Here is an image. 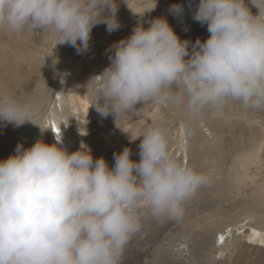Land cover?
I'll return each instance as SVG.
<instances>
[{
    "label": "clouds",
    "instance_id": "1",
    "mask_svg": "<svg viewBox=\"0 0 264 264\" xmlns=\"http://www.w3.org/2000/svg\"><path fill=\"white\" fill-rule=\"evenodd\" d=\"M188 7L207 26L206 39H181L159 16L110 46L109 64L86 83L101 116L149 103L191 119L227 101L264 111V0H198ZM117 12V0H0V29L47 32L55 45L80 53L94 26L120 28ZM169 13L181 17L184 6L173 3ZM32 114L30 97L0 93V121L19 127L34 123ZM52 130L54 143L18 142L0 160V264H121L126 242L142 227L139 209L158 222L179 220L185 201L210 179L169 151L162 121L130 139L140 138L138 161L125 146L111 166L103 156L94 159L83 141L69 152L59 129Z\"/></svg>",
    "mask_w": 264,
    "mask_h": 264
},
{
    "label": "rangeland",
    "instance_id": "2",
    "mask_svg": "<svg viewBox=\"0 0 264 264\" xmlns=\"http://www.w3.org/2000/svg\"><path fill=\"white\" fill-rule=\"evenodd\" d=\"M146 1L126 0L125 2V0H117V18L120 22V28L109 33L104 24L94 26L87 51L78 53L76 48L69 44L58 43L55 45L56 37L47 32L25 30L20 34H15L2 29H0V49L7 50L5 44L2 43L1 45L2 39L6 42V38L8 39L6 43L9 40L17 41L18 46L24 49L26 54L30 50L28 47L39 45L41 54L51 56L50 65L57 64L59 66L57 72H54V79L58 81L60 75L61 79L68 78L70 75L73 76V73L90 67L91 62L95 63L99 59L101 60L104 52L100 51L103 48H108V42L116 35L123 38L125 33H130V28L140 18L144 8H148L145 4ZM57 55H63L64 58L58 59ZM87 81L88 79H84L82 84L87 86ZM228 102L229 104L234 103V101ZM150 104H138L134 112L118 115L116 118L110 114L105 123L97 122L95 127L102 129L94 127L93 134L87 140L85 139L86 144L92 149L94 157L103 156L111 166L114 162L113 153L119 152L127 146L131 149L132 159L138 161L140 138L130 139L135 138L145 124L157 120L162 121L167 129L169 151L179 161L203 172L210 179L208 183L198 188L185 201L187 205L184 204V215L179 220L158 222L148 215L146 208L139 209L142 227L126 242L121 264H264V252L262 251L264 244L260 241L251 246H243V250L241 246L233 250V244L237 239L235 237L232 242L227 244L229 245L228 250L217 252L216 249L218 246H224L219 231L223 229L227 232L232 228L228 227L227 229L226 224L235 223V225H239L238 220L240 221L242 218L255 213L256 205L254 203L246 205L241 202L242 199H249L250 197L257 200L256 197L261 193L259 187L264 186L263 151H260L262 156L257 159L253 156L250 162L246 161L245 163L244 160H242L243 164L237 162L245 154V152L242 153L238 142V136L243 134V131L238 127L244 123L245 117L242 118L243 121L241 122V117L227 116L229 117L228 121L233 120L232 127L229 126L228 128L227 126V130L225 125V131L220 134L223 141L219 144L220 147L215 146L212 151L214 153L217 148L220 153L219 158L215 160L209 158L207 154L208 150L211 151V144L207 147H201L196 142V138L191 136L190 130L185 135L186 139L182 140L178 131L184 123L179 126L177 119H170L168 107H159L155 113ZM242 109V107H238V116ZM253 111V113L257 112L256 116L262 115L264 118V111ZM222 114L224 115L223 112ZM180 122L182 123V120ZM205 129L203 128L204 131ZM98 130L100 132H97ZM80 131L84 132V130ZM237 131L240 134H237ZM182 143L184 145H181ZM185 145L187 150L183 153ZM230 168L238 174L242 170L245 171L246 179L237 191L234 190L225 195L221 189L225 185L226 175ZM192 201H197V203L189 205ZM256 215L258 216V214H254V216ZM200 217L202 223H207L206 227H196V219ZM254 218L245 220H250L252 223L256 220ZM193 220L195 222H192ZM218 221H220L218 227L212 228L210 226V222ZM206 242H209L210 245H206Z\"/></svg>",
    "mask_w": 264,
    "mask_h": 264
},
{
    "label": "bare ground",
    "instance_id": "3",
    "mask_svg": "<svg viewBox=\"0 0 264 264\" xmlns=\"http://www.w3.org/2000/svg\"><path fill=\"white\" fill-rule=\"evenodd\" d=\"M153 2L154 0H147L145 4L150 9ZM173 3H179L184 6V13L181 17L169 13V6ZM189 3L195 5L198 0H157L156 7L153 10L146 11L148 8H144V12L141 13L140 18L132 27L134 28L139 23L147 28L149 26L147 21L155 17L164 16L181 39L187 38L189 41H195L199 37L204 40L209 35L207 26H201L193 20L192 12L188 7ZM252 11L255 13L257 10L252 7ZM132 27L130 28L131 31ZM130 33H125L124 37H127ZM121 38L120 35H116L115 38L108 42V48H103L100 51L104 52L101 60L99 59L95 63L91 62L90 67L83 68L68 78L61 79L60 75L58 81L54 79V72H57L59 66L57 64L50 65L51 56L41 54L39 45L28 47L30 50L26 54V51L18 46L17 41L9 40L6 43L8 39L6 38V42L2 39L1 45L2 43L5 44L7 50L0 49V93L17 97H30L33 102L32 120L36 124L26 121L23 125L16 127L13 124L0 121V160L12 154L18 142L22 143L25 148L30 147L37 139H43L47 143H54L57 133L52 130L53 124L59 129L58 134L61 136L63 146L69 152L77 149L81 141L86 143L87 138L93 134V128L97 125V122L105 123L110 114L107 117H103L96 111L95 106L90 105L92 101L86 90L87 86H84L82 82L84 79L89 80L93 75L102 72L109 64L108 50L110 46ZM57 58L62 59L64 56L57 55ZM226 103V106L218 111L204 110L197 119H191L187 115H182L178 111L170 109L169 118L172 120L173 118L177 119L179 126L184 123V125L179 127L180 130L178 131L182 140L186 139L185 135L190 130L191 136L196 138V142L201 147H207L211 144V151L208 150L207 154L209 158L217 160L220 154L217 148L220 147L219 144L223 141L220 134L225 131V125L226 129L227 126L228 128L229 126L232 127L233 120L228 121V118L231 115L241 117L240 121L242 122V118L245 117L244 123L238 127L243 131V134L238 136V142L242 153L245 152V154L237 162L243 164L242 160L246 163V161L250 162L253 156L256 159L259 158L262 156L260 151L264 152L263 116H256L257 112L253 113L254 111L251 109H244L238 102L229 104L227 101ZM150 105H152L155 113L157 108L164 106L159 103H151ZM238 107L243 108L239 116L237 115ZM180 120H182V123ZM39 125L44 129L41 130ZM95 128L102 129L99 127ZM203 128H206L205 131L207 133H205ZM80 130H84V132ZM238 131L240 132V130ZM97 132L100 131L98 130ZM239 132L237 134H240ZM181 145L184 144L182 143ZM215 146L217 148L213 153ZM185 150H187L186 145L183 148V153H185ZM92 155L93 158H96L94 153ZM228 170L225 185L221 189L225 195L228 192L237 191L246 179L245 171L242 170L238 174L231 168ZM259 189L261 193L256 197L257 200L249 197V199H242L241 201L246 205L254 203L256 205L254 214H258V216L247 213L249 217L246 216V218L238 220L239 225H235V223L226 224L225 227L227 229L228 227L232 228L227 232L223 229L219 231L220 237H223L222 244L224 246H218L216 248L217 252L228 250L229 245L227 244L232 242L235 237L237 239L233 244V250L240 246L241 249L243 246H251L259 241L264 244V186H260ZM195 203L197 201H192L189 205H195ZM253 217L256 219L255 221L252 220L255 223L245 220ZM197 219L196 227L207 226V223H202L201 217ZM192 222H195V220ZM219 225L220 221L210 222L212 228H216ZM205 244L210 245L209 242ZM262 251L264 252V248H262Z\"/></svg>",
    "mask_w": 264,
    "mask_h": 264
},
{
    "label": "snow or ice",
    "instance_id": "4",
    "mask_svg": "<svg viewBox=\"0 0 264 264\" xmlns=\"http://www.w3.org/2000/svg\"><path fill=\"white\" fill-rule=\"evenodd\" d=\"M52 128L58 130V128L55 126V124L52 125ZM221 239H223V237H221Z\"/></svg>",
    "mask_w": 264,
    "mask_h": 264
}]
</instances>
